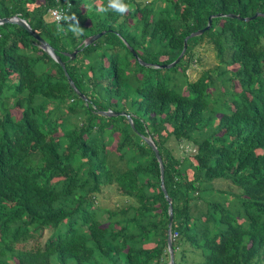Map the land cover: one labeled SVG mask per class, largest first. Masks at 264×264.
Listing matches in <instances>:
<instances>
[{"label":"trees","instance_id":"obj_1","mask_svg":"<svg viewBox=\"0 0 264 264\" xmlns=\"http://www.w3.org/2000/svg\"><path fill=\"white\" fill-rule=\"evenodd\" d=\"M88 2L0 0L85 98L23 27L0 24V264H167L168 230L172 264H264V0H125L124 15ZM202 44L215 65L187 81ZM111 187L121 200L101 206Z\"/></svg>","mask_w":264,"mask_h":264},{"label":"water","instance_id":"obj_2","mask_svg":"<svg viewBox=\"0 0 264 264\" xmlns=\"http://www.w3.org/2000/svg\"><path fill=\"white\" fill-rule=\"evenodd\" d=\"M228 17H236L237 18V16H235V15H232V14H226ZM256 15H258V13H255L253 16H252V18L254 17V16H256ZM214 16H216V17H220V16H222V14H219V13H217V14H215V15H209L208 17H207V20H206V24H205V26L203 27V28H201V29H198V30H196V31H194V32H191V33H189L184 39H183V43H182V48H181V51L179 52V54L177 55V57L172 61V62H170V63H168V64H160V65H157V67H159V68H170V67H173L177 62H178V60H179V58L182 56V54H183V52H184V50H185V48H186V40L189 38V37H193V36H196V35H199V34H201L204 30H206V29H208V27H209V25H210V23H211V18L212 17H214ZM248 19H250V17H248V18H243V20H248ZM2 23H15V24H18V25H20L21 27H23L37 42H38V44H39V47L43 50V51H45L53 60H54V62H56L60 67H61V69H62V71H63V73H64V75H65V77H66V80H67V82H68V84L70 85V87L74 90V92L81 98V99H83V100H85V98L83 97V95L82 94H80L79 92H78V90L75 88V86L73 85V83H72V81H71V79L69 78V76L66 74V72H65V68H64V65H63V63L60 61V59H59V57H57L54 53H53V49L51 48V46H49L42 38H40L37 34H35L32 30H31V28L28 26V24L24 21V20H22V19H20V18H17V17H15V16H13V17H9V18H0V24H2ZM102 31L101 32H98V33H96V34H92V35H90V36H88L87 38H85L82 42H81V45L84 47V46H86V45H89V44H92L95 40H97V38H99L101 35H102ZM129 51L131 52V54L133 55V57L135 58V59H137L138 60V62L139 63H141V64H145V63H143L142 61H140L138 58H137V56H136V54H135V52L131 49V48H129ZM75 52V51H74ZM74 52H72V53H70L69 54V57L70 58H72L73 56H74ZM145 65H148V64H145ZM101 115H104V116H110V115H117V114H119V115H124V113L123 112H120V113H114V112H110V111H101V112H99ZM126 118L128 119V122H129V124H130V126H132V123H131V120L129 119V116H127L126 115ZM144 141L151 147V149L153 150V152H154V155H155V158H156V160H157V162H158V167H159V173H160V175H159V177H160V181H159V185H160V188H161V190H162V193H163V195H164V197H165V199L167 200V202H168V219L169 220H171V212H170V202H169V199L167 198V196H166V194H165V189H164V187H163V185H162V164H161V160H160V157H159V155H158V153H157V150H156V148H155V146H154V144L152 143V141L149 139V138H145L144 139ZM170 225V222L168 223V226ZM171 239H170V235H169V230L167 231V238H166V245H167V250H168V253H169V261H168V264H172V249H171V241H170Z\"/></svg>","mask_w":264,"mask_h":264},{"label":"rangeland","instance_id":"obj_3","mask_svg":"<svg viewBox=\"0 0 264 264\" xmlns=\"http://www.w3.org/2000/svg\"><path fill=\"white\" fill-rule=\"evenodd\" d=\"M88 3L91 6L92 0L91 1L89 0ZM97 3L98 2H96V4ZM106 4H107V2H106ZM55 10L58 12H61L59 6H56ZM61 15H64V14L61 13ZM71 15L72 14H70L69 16H71ZM214 65H215V59H214L213 51L210 49V46H208L206 44H202V45L195 47V54H194L193 58L187 62V68H185L183 75L186 77L187 81H192L196 77H198L203 70L210 69ZM234 68H235V66H229L228 67V69H232V70ZM178 70H179V72L181 71L180 69H178ZM229 86L231 87V89L233 88L236 91L238 90L237 83L233 80L230 81ZM181 92L183 94L185 93L183 85L181 86ZM11 111L14 114V116H18L19 110L12 109ZM168 146L170 147L171 152L175 156H180L181 151H185L186 153L192 152V150H190V148L185 143H181L179 145H176L173 141H169ZM216 187L226 189V186H224L222 184L217 185ZM99 200H100L101 206L113 208L116 205V203L117 204L119 203L121 198L118 195V193H116L114 191V189L111 187L108 190H106V189L103 190V195H102V197H100V195H99ZM167 264H168V261H167Z\"/></svg>","mask_w":264,"mask_h":264},{"label":"clouds","instance_id":"obj_4","mask_svg":"<svg viewBox=\"0 0 264 264\" xmlns=\"http://www.w3.org/2000/svg\"><path fill=\"white\" fill-rule=\"evenodd\" d=\"M56 8L52 7L49 9V16L52 22H54L55 24H58L60 21L64 20L65 22H68V26L66 31H71L74 35H80L82 33V28L79 26V21L77 19V17L72 14L71 16L69 15H61L58 16L57 19L58 21H55L53 19V17L50 14L51 10H54ZM61 13H63L62 9L60 8ZM109 10L119 13L121 15H124L125 13H127L130 10V6L129 4L125 3V0H107V6H101L97 9L98 12L100 13H106ZM13 17V16H11ZM17 17V16H15ZM9 18V17H8ZM18 18V17H17ZM21 19V18H20ZM23 20V19H22ZM25 21V20H24ZM103 32V31H102ZM96 34V33H95ZM98 39V38H97ZM83 41V40H82ZM81 41V42H82ZM96 41V40H95ZM39 45V44H38ZM74 52V51H73ZM72 53V52H71ZM75 53V52H74ZM80 98V97H79ZM145 139V138H144ZM170 235V233H169ZM171 239V238H170ZM171 241V240H170ZM169 261V260H168Z\"/></svg>","mask_w":264,"mask_h":264},{"label":"built area","instance_id":"obj_5","mask_svg":"<svg viewBox=\"0 0 264 264\" xmlns=\"http://www.w3.org/2000/svg\"><path fill=\"white\" fill-rule=\"evenodd\" d=\"M50 14H51V16L53 17V19H54L55 21H58L57 17H58V16H61V12H58V11H56L55 9H54V10H51V11H50Z\"/></svg>","mask_w":264,"mask_h":264}]
</instances>
